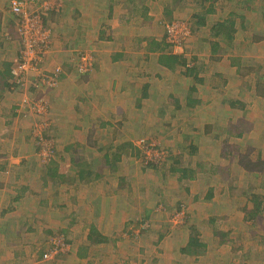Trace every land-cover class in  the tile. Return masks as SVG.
I'll return each instance as SVG.
<instances>
[{
	"label": "crops",
	"instance_id": "0c3cea01",
	"mask_svg": "<svg viewBox=\"0 0 264 264\" xmlns=\"http://www.w3.org/2000/svg\"><path fill=\"white\" fill-rule=\"evenodd\" d=\"M62 1L63 11L47 17L53 37L45 68L49 71L57 67L63 69L60 85L44 92L49 104L46 119L51 128L42 130L48 132L50 129L46 136L53 137L57 149L55 158L44 162L39 154L40 145H36L35 136L31 135L34 116L18 118L15 112L19 97L12 93L14 90L9 84L13 61L21 50V43L9 0H0V264H117L116 255L104 253L106 250L109 253L111 248L100 246L111 242L112 235L106 231L108 227L126 226L127 204L118 206L111 203L113 195L106 197L108 189L105 190L107 186L102 183L97 187L92 185L84 196L86 185L81 183L76 187V192L79 190L81 195L76 197V219L73 214L69 216L61 197L70 185L68 173H63L66 168L67 171L70 166L77 169L75 177L78 182L89 181L91 177L95 181L114 179L111 163L117 156L113 158L108 147L123 149L132 145L136 136L128 134L127 127L133 124L136 129H142L158 114L161 115L162 109L168 110L164 116L179 117L170 119L173 128L176 126L186 132L192 127L186 137L213 139L211 143L215 144L219 138L222 141L230 138L233 143L236 137L240 139L238 147L250 133L251 128L246 126L248 121L256 120L259 108L264 110V94L259 91L260 79L251 78L253 70L244 63L249 53L242 52L246 49L255 52L256 47L251 46L253 34L247 33L253 17L246 13L239 15L240 12L237 15L236 7L230 9L227 1L194 0L192 8L196 10L184 18L190 21L191 17L194 18L195 35L185 51L176 50L169 44L164 23L177 16L175 11L184 14L187 0H175L178 9L167 8L171 0H162L160 9L157 7L155 12L150 10L151 7L147 10L141 7L137 11L134 6L137 0ZM148 1L160 3L159 0H141V4ZM247 1L244 0L245 3ZM250 7L252 9V4ZM222 22L225 26L221 25ZM81 52L94 55L95 66L91 73L81 74L73 69ZM108 102H111L110 110ZM121 115L124 117L119 126L122 141L113 145L111 131L119 125L116 122ZM180 117H189L188 127L183 126L185 121ZM161 122L164 123V119L159 120V125ZM216 126L220 131L215 130ZM93 131L101 132V135L92 137L90 133ZM104 131L110 133L105 137ZM138 131L134 133L138 135ZM215 131L219 133L214 135ZM115 136L121 138L118 134ZM201 141L200 147L191 140L195 148L202 149ZM232 147L236 150L234 145ZM88 148L94 150L88 151ZM105 148H108L107 152L99 157L97 149ZM81 150L88 153L82 155ZM89 153L93 156L89 157ZM201 154L206 163L214 162L207 150ZM101 158L109 168L100 170L98 163L102 162ZM219 158L222 161L225 157L221 155ZM217 169L216 172L221 174L223 169ZM181 172L179 179L189 178ZM96 190L100 193L96 194ZM181 190L184 193L190 191L185 186ZM198 196L202 197L196 193L195 198ZM207 197L208 194L201 200L205 204L210 203ZM202 207L204 205L200 202ZM240 211L244 219L250 220L248 211L251 210ZM231 212L235 215L226 220V231L213 229L212 235L216 237L218 246L216 255H227L224 253L226 245L236 241L239 232L245 233L246 224L251 223L252 226L251 221L234 220L240 215L238 210L232 209ZM214 214V218H219L218 212ZM117 217H120L119 222ZM202 222L206 226L210 224ZM51 227L60 228L69 245L68 252L63 254L64 259L51 260L48 252L37 254L39 249L43 251L39 244H44L46 239V243L50 242L46 236ZM94 230L98 235L93 234L92 240L90 234ZM199 234H192L190 238L206 248L208 243L202 242ZM160 238H164L163 234ZM164 239L163 249L155 255H180L175 250L174 253L168 252L173 248L165 245L168 241ZM211 239L208 238L210 242ZM116 242L112 243L113 246ZM158 244L157 247L162 246L161 242ZM203 251L196 255H202ZM146 254L144 249L137 263L132 264L148 263L151 258L146 259ZM221 258L224 256L217 259Z\"/></svg>",
	"mask_w": 264,
	"mask_h": 264
},
{
	"label": "rangeland",
	"instance_id": "374dc122",
	"mask_svg": "<svg viewBox=\"0 0 264 264\" xmlns=\"http://www.w3.org/2000/svg\"><path fill=\"white\" fill-rule=\"evenodd\" d=\"M161 1L162 0H159L160 3L157 4L148 1L145 5H142L141 0H137L134 2V6L137 11L141 7L146 10L147 7H151L150 10L155 12L157 7L160 9ZM226 1L230 9L236 7L235 13L237 15L240 12L239 15L246 13L248 16L253 17L254 21L251 20L252 25H250L247 33L253 34L254 42H252L251 46L254 48L256 47L255 52L248 51L247 49L242 50V52L244 54L247 53L246 55L249 53L245 60H243L244 63L250 65L251 70H253L250 74L251 78L257 77L258 80L260 77L264 76V0H251L250 4H252V9L249 0L246 3L244 0H224V2ZM63 3L62 0H57L53 3L55 4V7H58L56 8L58 11H54L55 13H61L63 11ZM193 3L194 0H187V8L183 10L184 14H178L179 12L175 11L174 13L177 16L173 17L171 20H166V23H164L166 32L165 36L168 41L170 36L169 31L171 32V29L177 25L175 34L170 36L171 39L175 38L177 41L181 42V44H179V42L177 44L174 41L170 42V45L174 46L173 48L176 50L185 51L191 43L193 35H195L193 24L194 18L191 17L192 21L184 18L189 17V13L196 10L195 8H192ZM177 4L178 3H175V0H171L170 5L167 8L176 9ZM248 7L250 8L247 10ZM224 11L226 12L225 9ZM52 13L53 12L51 11L50 14ZM185 24H187V26ZM177 31H179V35ZM78 57L75 61V66L73 67L75 72H77L76 66L78 63ZM61 78L62 77L59 78L56 86L51 87V89L57 88L60 85ZM32 80H34L33 76L29 75L24 86H20L18 89H13L14 91L12 93H17V96L19 97H16V99L18 98L16 101V109L19 112L17 117L22 118L25 116L27 117L28 115H33L35 117H33L34 120L31 124V135L35 136L36 145H40L39 154L41 153L43 141L48 142L49 145H51L53 155L50 160H53L55 158L54 153L57 150L55 147L56 141L51 135V138L46 136L47 134L49 135L50 129L47 130L48 132L42 130L45 124H48L46 125V128L49 127V123L46 119L49 104L48 99L44 94V92L48 91V88L39 90L42 91V93L38 94L39 92L36 93L31 90V87H33ZM263 86L264 85H262V87ZM262 90L264 91V87ZM20 93L22 95H20ZM25 96L29 98L27 101L24 99ZM35 98L37 100V105L40 104V101L43 99L45 113L42 117L35 112L25 111L26 109L24 110L28 102H32ZM110 103L111 102L107 103V107L111 106ZM104 107L106 106L104 105ZM110 109L111 107H109V110ZM165 111L168 113V110L162 109L161 115L158 114L156 118H153L151 123H146L142 129H136V126L133 124L127 127L128 134L136 136L132 145L126 146L123 149L108 147L111 156L113 158L117 156L113 160V163H111L113 165L111 176H113L114 179H98L95 181V179L91 177L89 178V181L82 180V182L79 181V183L78 178L75 177L77 169L70 166L67 171L66 168V171L63 173H68V181L70 180V185L68 184L69 186H67L64 192L65 194H62L61 197L65 209L68 208L69 210V216L73 214L76 219V205H78L76 197L81 196L78 193V189L76 192V187L79 184L84 183L86 185L84 196H86L92 185L97 187L98 184L102 183L104 187L107 186L105 190L108 189L106 197L113 195L111 203L115 205L118 204V206L120 204H123V206L127 204L126 206L128 207L125 210L126 226L120 224L114 228L108 227L106 231L112 235L109 234L111 236V242L108 241L104 246H100L111 248L109 253L107 250L104 253L108 256H110V254L116 255L117 264H119V262L123 264H126V262H128V264L137 263V258L144 254V249L146 250V253L149 254L145 255L146 259H149V256L151 258L146 264H264V210L260 212L256 211V206L261 202L264 203V118H260L261 115H264V110L259 108L257 110L256 120L255 118H252L248 121L246 126L247 128H251L250 133L247 134V138L241 140L243 142H241L242 145L239 147L238 143L240 142V139L236 137L234 138L233 143H231L230 138H228L227 141H222L221 138H219L216 140V144L213 142L211 143L213 139L204 140L202 138L196 139L191 136L186 137V135H188L187 131H190L192 127L187 129L186 132L177 129L176 126L173 128L170 119H177L179 117H173L169 114L164 116ZM181 115L183 116V114ZM123 118L122 115L119 117L118 122H116V124L119 123V125L117 124V126L111 131L113 132L111 134L113 137L112 142H114L113 145H116L115 143H121L122 141L123 136L121 127L119 126L121 125ZM160 119H164L165 122H161L159 125ZM181 119H184L185 121V125L183 126H185V128L188 127L189 124L186 122L189 121V117ZM216 129L220 131L218 126L215 127V130ZM135 130H139L138 135L134 133ZM219 131H215L213 134L215 135L219 133ZM93 132L90 133L92 137H95L96 135L98 137L101 135V132ZM108 133L110 132L104 131L103 136L106 137ZM116 134L120 135L121 138L117 139L115 136ZM191 140H193L194 143L197 142L198 145L200 140H202V149L200 148V145V147L195 148L193 146L194 144L192 145L193 142H191ZM233 145L236 150L232 147ZM192 147L196 150L194 151V154L191 153L193 150ZM108 148L102 150L97 149V155L103 157ZM89 149H91L90 151L94 150V148H88V151ZM206 150L208 156L214 162H205L201 153H205ZM88 151L81 150L80 152L82 155H85ZM225 151L228 153L227 155ZM221 155L225 157L222 161H220L219 158ZM88 156L92 157L93 155L92 153H89ZM121 157L122 159L118 160V158ZM101 159L103 163H98L99 166H101L100 170H103L105 167L109 168V164H104L103 158ZM240 159H243L244 161L251 160L253 162L251 165L252 170L250 171V169H247L246 171L245 168L241 166ZM112 165H110L111 168ZM173 166L178 167L180 170L178 172L171 170ZM92 167L94 168V166ZM218 167H221L224 172L227 173H217L216 171L219 170L217 169ZM184 169H187L185 173L189 175V178L182 180L178 177L183 174L181 171ZM57 172L59 173L60 170H57ZM196 176L198 179L190 180L191 178H196ZM184 186L190 189L188 193H184V191L181 190ZM210 189L213 196L209 199L210 203L205 204V201L201 200H203V196L208 194ZM99 193L100 191L96 190V194ZM196 193L202 195V197L198 196V199H196ZM192 195H194L193 198ZM253 195H258V199H256V197L253 198ZM98 200L99 199H97V201ZM259 200L261 201L257 203ZM221 201H223L225 205ZM200 202L204 207L200 208ZM206 205L208 206L205 207ZM180 206L181 209H175ZM229 208H231L230 211L236 209L240 212L239 217L234 219L235 221H251L252 226H250L251 223L250 225L246 224L245 233L239 232L240 234L237 240L226 245L227 249L224 253H227V255H216L218 246L216 237L212 235V232L214 227H216L217 231H226V220L228 221L230 215H235L234 212H224ZM242 209L254 212V214L248 218L250 220L243 218V213L240 211ZM217 212L219 213V218H214L216 215L214 213ZM186 218L188 219L187 221H185ZM118 219L120 220V217H117V222H119ZM202 220L205 223L210 222V224L206 226L203 222L201 223ZM200 223L202 224L201 226ZM219 224H223L224 226ZM217 225H219L218 228ZM172 226L173 228H171ZM51 229L52 230H50L46 236L50 242L48 241L49 243H46V239L44 244H39V248L43 251H40L39 249L37 254L40 255L44 252H48L49 259L51 260H56L57 258L64 259L65 255L63 254L68 252L65 248L66 246L68 248L69 245L62 237L60 228L56 229L51 227ZM197 232H200L199 238L202 239V242L209 244H207L206 248L191 245L193 239L190 237H193L192 234L197 235ZM162 234L164 238L166 237L165 239L160 238ZM211 237L212 239L210 242L208 238ZM59 239L63 240L64 245L62 243L61 245L63 246H60L58 250L54 251L55 242ZM163 239L168 241L165 245L173 248L168 252L172 251V253H174L175 250L176 254L180 252V255H155L159 250L163 249ZM115 241L117 242L113 246L112 243ZM160 242L162 246L157 247ZM145 243H147L146 247H144ZM36 249L35 246L34 250ZM188 249L189 251H197V249H202V251H204L202 255H196L199 253L193 255L192 253L189 254L187 252ZM64 250L66 251L65 253ZM122 253L125 255H121ZM218 256H224V258L217 259ZM93 264H97V262H94Z\"/></svg>",
	"mask_w": 264,
	"mask_h": 264
},
{
	"label": "built area",
	"instance_id": "2783aa9c",
	"mask_svg": "<svg viewBox=\"0 0 264 264\" xmlns=\"http://www.w3.org/2000/svg\"><path fill=\"white\" fill-rule=\"evenodd\" d=\"M55 1L57 0H10L9 4V9L17 20V34L20 37L21 43V50L13 61L12 72L14 78L12 82L24 86L29 75H32L34 80H32L33 87L31 88H33L32 91L34 92L44 88L55 87L62 72V67H57L53 71L45 68L53 37V30L47 23V17L51 11H58L56 9L58 7H55V4H53ZM185 25L187 26V24ZM176 28L177 25L171 29V32L169 31L170 36L175 34ZM177 33L179 35V31ZM170 36L168 42L174 41L178 44L179 41L175 38L171 39ZM76 69L81 74L93 71L94 61L90 53L81 52L79 54ZM24 99L27 101L29 98L25 96ZM36 101L35 98L32 102H28L24 110L35 112L42 117L45 113L43 99L38 105ZM46 125L48 124H45L43 129L46 128ZM42 145L40 155L44 162H49L53 155V149L48 142L43 141ZM62 243L64 245L62 239L56 241L54 251L58 250L60 246H63L61 245Z\"/></svg>",
	"mask_w": 264,
	"mask_h": 264
},
{
	"label": "trees",
	"instance_id": "16d2710c",
	"mask_svg": "<svg viewBox=\"0 0 264 264\" xmlns=\"http://www.w3.org/2000/svg\"><path fill=\"white\" fill-rule=\"evenodd\" d=\"M221 25H223V26H225V23L224 22H222L221 23ZM170 44V43H169ZM169 60V59H168ZM167 60V61H168ZM162 62H164L163 60H162ZM169 62V61H168ZM165 63V62H164ZM11 72V71H10ZM13 78H14V74H13V72H11V79H12V81H13ZM264 76L262 77V78H260V81L258 82L259 83V88H260V91L261 92H263V94H264V91L262 90V88L264 87H262V85H264ZM10 82V88H12V89H14V88H16V89H18L19 87H20V85H18L17 83H15V82ZM31 90H33V88H31ZM16 108V107H15ZM15 112H16V114L18 115L19 114V112H18V110L17 109H15ZM192 151H191V153H193L194 154V151H196L195 150V148L194 147H192ZM252 161L250 160H246V161H244L243 159H240V164H241V166L242 167H244L245 168V170L247 171V169H250V171L252 170L251 169V165H252ZM171 170H173V171H178V170H180L178 167H176V166H173L172 168H171ZM183 172H184V175H186V173H185V170H182ZM222 173H227V172H224V170H222ZM213 196V194H212V192H211V189H210V191L208 192V198H210V197H212ZM254 197L253 198H255L256 197V199H258V195H253ZM261 200H259L257 203H259ZM179 209H181V206L180 207H178ZM262 210H264V203L263 202H261V203H259L257 206H256V211L257 212H260V211H262ZM248 213H249V216H252L253 214H254V212L253 211H248ZM93 230V229H92ZM97 234L98 235V232L97 231H92V233L90 234L91 235V238L90 239H92V236H93V234ZM93 240V239H92ZM191 245H195L196 247L198 246V247H201L202 248V244H201V242H197V241H195V240H193L192 241V244ZM187 252L190 254V253H192V254H195V253H200V252H202V249L200 250V249H197V251H194V250H190L189 251V249L187 250Z\"/></svg>",
	"mask_w": 264,
	"mask_h": 264
},
{
	"label": "clouds",
	"instance_id": "9594fccd",
	"mask_svg": "<svg viewBox=\"0 0 264 264\" xmlns=\"http://www.w3.org/2000/svg\"><path fill=\"white\" fill-rule=\"evenodd\" d=\"M53 13H54V12H53ZM47 60H48V59H47ZM46 63H47V61H46ZM60 77H61V76H60ZM65 252H66V251H65ZM65 252H64V253H65Z\"/></svg>",
	"mask_w": 264,
	"mask_h": 264
}]
</instances>
